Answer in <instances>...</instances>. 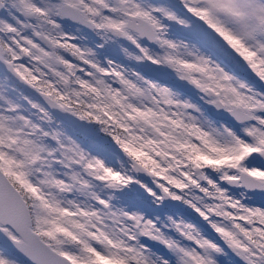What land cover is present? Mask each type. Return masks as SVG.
Here are the masks:
<instances>
[{
    "label": "snow or ice",
    "instance_id": "snow-or-ice-1",
    "mask_svg": "<svg viewBox=\"0 0 264 264\" xmlns=\"http://www.w3.org/2000/svg\"><path fill=\"white\" fill-rule=\"evenodd\" d=\"M243 4L0 0V264H264Z\"/></svg>",
    "mask_w": 264,
    "mask_h": 264
},
{
    "label": "rangeland",
    "instance_id": "rangeland-1",
    "mask_svg": "<svg viewBox=\"0 0 264 264\" xmlns=\"http://www.w3.org/2000/svg\"><path fill=\"white\" fill-rule=\"evenodd\" d=\"M204 2L208 3L209 0H204ZM223 3L227 8H231L234 11L243 13L245 17L244 19L238 20L228 11H221L219 14L222 15L229 22L234 23L238 26H243L249 22H255V16L252 14L251 7L245 6L243 4V0H223ZM249 4H251V0H249Z\"/></svg>",
    "mask_w": 264,
    "mask_h": 264
}]
</instances>
